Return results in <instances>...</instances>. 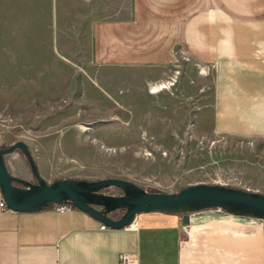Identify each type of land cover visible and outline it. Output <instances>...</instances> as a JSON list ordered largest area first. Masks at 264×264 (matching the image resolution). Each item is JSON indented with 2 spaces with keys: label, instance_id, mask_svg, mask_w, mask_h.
<instances>
[{
  "label": "rangeland",
  "instance_id": "rangeland-1",
  "mask_svg": "<svg viewBox=\"0 0 264 264\" xmlns=\"http://www.w3.org/2000/svg\"><path fill=\"white\" fill-rule=\"evenodd\" d=\"M126 7L127 0H0V147L25 143L50 182L120 179L169 194L204 183L264 193V137L215 129L211 68L180 58L152 88L167 89L121 117L83 100L87 80L145 77L100 72L89 61L90 23Z\"/></svg>",
  "mask_w": 264,
  "mask_h": 264
},
{
  "label": "crops",
  "instance_id": "crops-1",
  "mask_svg": "<svg viewBox=\"0 0 264 264\" xmlns=\"http://www.w3.org/2000/svg\"><path fill=\"white\" fill-rule=\"evenodd\" d=\"M119 12L90 23L89 61L100 72L145 77L87 80L83 100L117 117L132 113L139 99L167 89L152 88L184 58L211 68L215 129L264 137V0H127ZM7 156L9 174L32 181L21 154ZM102 225L77 209H0V264H120L121 254L135 264H264L260 219L206 210L187 225L162 213L138 215L123 229Z\"/></svg>",
  "mask_w": 264,
  "mask_h": 264
},
{
  "label": "water",
  "instance_id": "water-1",
  "mask_svg": "<svg viewBox=\"0 0 264 264\" xmlns=\"http://www.w3.org/2000/svg\"><path fill=\"white\" fill-rule=\"evenodd\" d=\"M13 152H19L25 159L32 181L19 179L7 171L5 156ZM111 188L120 193L108 194ZM0 195L8 210L19 213L38 212L69 203L111 229L128 227L138 215L149 213L180 216L183 225L189 223L190 214L206 210L264 220V193L220 184L198 183L169 194L148 192L120 179H58L47 183L41 178L37 164L23 142L0 147ZM115 213L120 216L114 217Z\"/></svg>",
  "mask_w": 264,
  "mask_h": 264
},
{
  "label": "built area",
  "instance_id": "built-area-1",
  "mask_svg": "<svg viewBox=\"0 0 264 264\" xmlns=\"http://www.w3.org/2000/svg\"><path fill=\"white\" fill-rule=\"evenodd\" d=\"M52 208H54L58 212H68V211H71V210L75 209L69 203L61 204V205H53ZM0 209L1 210L7 209L6 208V205H5L4 201H3V199L1 197V195H0ZM105 228H107V226H105V225H102L101 226V229L104 230ZM184 228H186V227H184ZM119 261H120V264H135V258H134V256L129 255V254H121L119 256Z\"/></svg>",
  "mask_w": 264,
  "mask_h": 264
}]
</instances>
